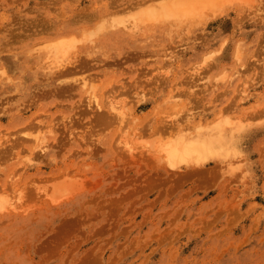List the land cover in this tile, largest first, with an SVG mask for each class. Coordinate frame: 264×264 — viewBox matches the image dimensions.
Returning a JSON list of instances; mask_svg holds the SVG:
<instances>
[{"label": "rangeland", "instance_id": "obj_1", "mask_svg": "<svg viewBox=\"0 0 264 264\" xmlns=\"http://www.w3.org/2000/svg\"><path fill=\"white\" fill-rule=\"evenodd\" d=\"M202 1L0 0V264H264V0Z\"/></svg>", "mask_w": 264, "mask_h": 264}, {"label": "bare ground", "instance_id": "obj_2", "mask_svg": "<svg viewBox=\"0 0 264 264\" xmlns=\"http://www.w3.org/2000/svg\"><path fill=\"white\" fill-rule=\"evenodd\" d=\"M196 1H201V0H196ZM204 1H202L203 4L206 3V1L205 2ZM224 1H226V0H224ZM182 2H184V0H182ZM193 3L194 4H192V5L190 4V5L191 6H193V5L195 6L197 4V3H195V1H193ZM198 3H200V2H198ZM221 3H222V0H221ZM173 4H171V5H173ZM155 5H157V3ZM179 5L176 6V4H175V6H176L175 9L172 8V6L170 7V5H169V8L164 6V5H161L160 7L152 6V7L147 8L145 10V14H144L143 17H148L149 19L150 18L151 19L160 18V20H162L161 18H170V17H172V14H174L175 16H180V14H184V13L187 14V12L189 13V11H190V9H188L189 6L187 8H185V9H184V7H182L185 10L184 11L181 8V5L180 6ZM182 5H184V3H182ZM206 6H207V4H206ZM198 7H199V5H198ZM200 8H202L201 5H200ZM202 9H200V10H202ZM204 9H206V8H204ZM198 13H200V12L198 11ZM138 21H140L139 17H137L136 23ZM113 27H114V25L112 23V25H111V27H109V29L112 30ZM69 41L70 40H68V38L66 40L64 39L60 44L58 43L57 46L55 45V47L57 49H54V50L48 52V55H50L49 58H53V62L55 64H58L59 62L61 63L63 61L64 57L66 56V54L68 53L67 52L65 54V50H66L65 46H66V44H68ZM51 47H53V46H51ZM69 65H71V64L68 63L67 66H69ZM60 67H62V65H59V67L56 66V68H60ZM114 109L117 110V107H115ZM117 112H119V111H117ZM213 125H215V124H213ZM222 126H219V127H217L218 129L215 128L214 130L208 132L206 136H202V134H203L202 133L201 136H199L197 139H194V140H187L185 138H183V139L180 138V139L176 140L175 142H172L169 145H167L166 147H164L165 148V152L167 154V161H168L169 166L172 169L180 167V165H185V166H191V165L203 166V165H206L208 162H211V161L222 160L225 156H227V154H226L227 150L230 149V147H229V142L230 141L226 137ZM24 135H26V134H24ZM126 143L127 142H125V144ZM164 148L162 150H164Z\"/></svg>", "mask_w": 264, "mask_h": 264}]
</instances>
